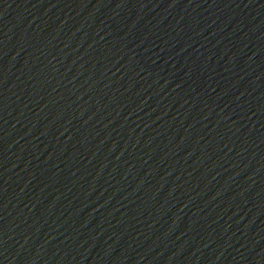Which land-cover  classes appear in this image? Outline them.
Instances as JSON below:
<instances>
[{"label":"water","instance_id":"95a60500","mask_svg":"<svg viewBox=\"0 0 264 264\" xmlns=\"http://www.w3.org/2000/svg\"><path fill=\"white\" fill-rule=\"evenodd\" d=\"M0 264H264V0H0Z\"/></svg>","mask_w":264,"mask_h":264}]
</instances>
